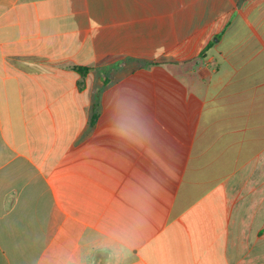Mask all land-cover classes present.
Listing matches in <instances>:
<instances>
[{
    "label": "crops",
    "instance_id": "crops-1",
    "mask_svg": "<svg viewBox=\"0 0 264 264\" xmlns=\"http://www.w3.org/2000/svg\"><path fill=\"white\" fill-rule=\"evenodd\" d=\"M0 264H264V0H0Z\"/></svg>",
    "mask_w": 264,
    "mask_h": 264
},
{
    "label": "trees",
    "instance_id": "trees-1",
    "mask_svg": "<svg viewBox=\"0 0 264 264\" xmlns=\"http://www.w3.org/2000/svg\"><path fill=\"white\" fill-rule=\"evenodd\" d=\"M242 1H245V0H241ZM205 52H203L204 54ZM73 69H75L76 71H78L80 74H82L83 76H85L87 74V72L91 71V68L89 67H84V66H73ZM109 82L108 79L104 78L102 80V83L103 85H106L107 83ZM97 103H94L93 104V111H92V118H91V122H94L95 119H96V116H97Z\"/></svg>",
    "mask_w": 264,
    "mask_h": 264
}]
</instances>
